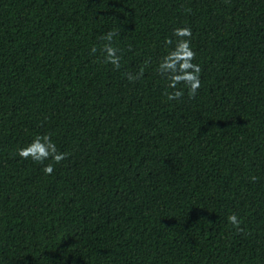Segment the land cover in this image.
<instances>
[{"label":"trees","instance_id":"1","mask_svg":"<svg viewBox=\"0 0 264 264\" xmlns=\"http://www.w3.org/2000/svg\"><path fill=\"white\" fill-rule=\"evenodd\" d=\"M0 264H264V0H0Z\"/></svg>","mask_w":264,"mask_h":264}]
</instances>
